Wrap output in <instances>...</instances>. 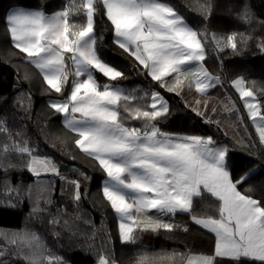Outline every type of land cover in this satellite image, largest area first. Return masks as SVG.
Wrapping results in <instances>:
<instances>
[{
	"label": "snow or ice",
	"instance_id": "obj_1",
	"mask_svg": "<svg viewBox=\"0 0 264 264\" xmlns=\"http://www.w3.org/2000/svg\"><path fill=\"white\" fill-rule=\"evenodd\" d=\"M214 7L212 0L200 6L203 28L192 26L171 0H64L53 11L41 0L35 7L13 3L2 17L4 35L18 50L15 55L22 56L46 85L49 110L59 117L75 147L104 174L102 195L118 220L121 245H139L140 234L146 232L187 234L192 223L206 241L199 252H140L136 264H264V87L248 81L252 68L243 53L252 37L209 31ZM237 19L251 25L254 15L245 6ZM99 21H104L102 32L97 30ZM258 47L264 54V39ZM109 48L132 61L146 87L123 85L126 66L109 56ZM229 51L230 67L222 59ZM209 58L219 61L215 75L206 67ZM260 74L264 76V67ZM225 83L243 101L258 144L227 91L223 111L229 118L235 114L234 125L243 127L244 135L230 144L197 127V118L219 127L220 120L211 118L217 108L212 105L209 112L210 99L186 96L208 97L210 90ZM161 90L175 94L183 110L195 114L181 117L178 131L165 130L173 105ZM17 99L23 107V93ZM28 99L30 111V95ZM0 137V169L5 175L19 168L36 178L28 221L47 212L41 204L52 203V182L42 181V175L70 184V198L79 206L84 198L81 180L90 179L86 171L74 169L77 178L67 180L55 158L40 154L39 143L34 146L23 132L10 131L6 118L0 119ZM13 158L19 163H10ZM5 188L9 197L33 200V185L10 186L5 181ZM197 202L201 214L194 213ZM177 215H188L189 221L176 223ZM60 222L48 221L53 226ZM55 235L59 240L61 234ZM74 237L69 235V245ZM107 237L115 243L111 232ZM0 238V264H72L64 255L51 254L44 238L27 226L0 232ZM85 250L96 257V264H119L114 249L105 252L90 245Z\"/></svg>",
	"mask_w": 264,
	"mask_h": 264
},
{
	"label": "trees",
	"instance_id": "obj_2",
	"mask_svg": "<svg viewBox=\"0 0 264 264\" xmlns=\"http://www.w3.org/2000/svg\"><path fill=\"white\" fill-rule=\"evenodd\" d=\"M40 2L41 0H0V119L6 118L9 130L23 132L25 138L30 139L34 146L38 142L40 154L54 157L60 165L62 175L67 180L77 178L74 169L86 171L90 179L88 181L81 180V193L84 198L77 206L70 198L73 192V187L70 184L52 175L41 176L42 181L50 180L52 182V188L54 189L50 196L52 203L41 204V207L46 208L47 212L39 217H34L32 221H28V214L36 198V178L26 169L21 171L19 168H10L7 175H5L3 169H0V232L20 230L27 226L44 238L48 247L52 250L51 254L64 255L66 259L72 261V264H96V257L85 250L90 245H94L97 249L102 248L105 252L114 249L119 264H136L137 253L145 251L152 254L159 253L161 250L169 253L173 250L181 253H186L189 250L192 252L203 250L206 241L201 238L200 229L194 223L190 224V231L187 234L181 231L169 236L163 231L159 234L146 232L140 234V244L137 246H122L119 242L116 223L112 219L114 214L110 206L106 204L102 190L96 180L103 178L104 174L91 158L83 155L75 147L69 138L70 134L62 127L59 117L48 108L47 99L49 94L44 90L46 85L43 84L42 78L38 76L31 65L23 61L22 56L15 55L18 50L10 44L8 38L4 35L2 17L13 3L25 7H35ZM45 2L49 5L48 10L53 11L58 9L64 0H45ZM171 2L186 16L192 26L203 28L201 24L203 14L200 11V6L205 4L207 0H171ZM212 2L215 7L211 14L209 31L215 30L225 34L236 31L252 37L246 51L243 53L248 58L252 68V74L248 76V81L255 80L258 88L264 87V76L260 74L261 68L264 67V54L261 53L258 47L261 39H264V0H230L228 2L232 3L229 4V9L226 8L227 3L223 0H212ZM245 6L254 15L253 27L257 28L258 26L253 31L247 28L248 24L237 19V16L233 18ZM222 7L224 8L222 9ZM217 11L222 12V14L215 15ZM230 15L232 16L230 17ZM98 23L99 28L97 30L104 31V21ZM105 43H110V40L106 39ZM108 54L116 57L122 66H126L127 79L122 82L124 86L129 88L147 86L144 76L138 75L137 71L133 70L132 61L121 56L117 48H109ZM222 59L226 66H231L229 62L233 57L230 51L224 53ZM206 67L213 74H216L219 61L209 58ZM26 75L29 79H25ZM99 79L101 83L106 82V78H103L102 74ZM226 89L228 90L227 93L234 95V92L228 88L227 83L224 86L225 91ZM161 91L173 105L172 116L169 118L170 123L165 130L178 131L182 123L181 117L186 114L195 116V114L190 113V110L189 113H186L183 110V101L175 94H166L164 90ZM22 93L24 95L23 107L20 106L17 99ZM29 95L31 98L30 111L28 110ZM55 96L56 94L53 93V98ZM260 99L264 103V97H260ZM242 115L245 123H247L248 120L244 112H242ZM197 121H199L197 127L202 133H215L230 144L233 143L234 140L225 135L215 123L204 125L202 118H197ZM193 122L195 121H188L187 123ZM252 138L255 140L253 135ZM53 143L56 144V147L52 146ZM234 150L238 153L248 154V150L240 147H235ZM10 163L18 164L19 161L13 158ZM5 181H8L10 186L20 185L21 183L25 187L33 185V200L29 201L26 196L21 200L14 194L11 197L5 195ZM85 192L86 195H84ZM65 212L66 215H64ZM194 213L201 214L200 202H197ZM54 218L60 219L59 225H49L48 221ZM65 220L68 221L67 225L64 224ZM184 221H189L188 215H177L174 218L176 223ZM56 232L61 234L59 240L55 235ZM108 232H111L115 241L114 244L108 241ZM72 233L75 234V237L73 243L69 245L68 238ZM0 244H3L2 238H0ZM61 245H63V249H61Z\"/></svg>",
	"mask_w": 264,
	"mask_h": 264
},
{
	"label": "rangeland",
	"instance_id": "obj_3",
	"mask_svg": "<svg viewBox=\"0 0 264 264\" xmlns=\"http://www.w3.org/2000/svg\"><path fill=\"white\" fill-rule=\"evenodd\" d=\"M223 1H225L226 3H227V5H226V8L227 9H229L230 7H229V4H231V3H229L228 1H230V0H223ZM224 7H222V9H223ZM238 9H241V8H238ZM222 14V12H220V11H217L216 13H215V15H221ZM224 14V13H223ZM232 15H230V17H231ZM236 16L237 15H235V16H233V18H236ZM245 25V24H244ZM243 25V26H244ZM254 26V23H251V25H249V26H247V28L249 29V30H251V31H253V30H255V29H257L258 28V26H257V28H255V27H253ZM210 31H215V30H210ZM259 31V30H258ZM261 33V32H260ZM215 75V74H214ZM249 83H251V82H249ZM258 85V84H257ZM233 92H234V90L233 89H231ZM226 91H228L227 89H226ZM225 90H224V87L223 88H220L219 86L216 88V89H214V90H210L209 91V94H208V97H194V96H192V95H188V96H186V98L187 99H189V100H193V99H195V98H200V99H210V106H209V112L211 111V106L212 105H215L216 106V108H217V114L216 115H212V120L213 121H216V120H220V124H219V127L222 129V131L228 136V137H230L231 139H233V140H238V139H240V137L242 136V135H244V132H243V127H241L240 129H237V127L234 125V121H235V119H236V116H235V114H233L232 116H231V118H229V116H228V114L227 113H225L224 111H223V105H222V103H221V101L224 99V96H225V92H226ZM228 95H231V94H229L228 93ZM232 96V98H233V100H235V102H236V105H237V107L240 109V114L242 115V112H244V114L246 115V117H247V112H246V110L244 109V107H243V101H241L240 100V98H239V95H238V93H235L234 92V95L232 94L231 95ZM243 116V115H242ZM247 123H245V121H244V124L245 125H247V128H248V134H250L251 136L253 135L254 136V138H255V140L257 141V143H259V140H258V136H257V134H256V132H255V128H254V126H252V124H251V121L247 118ZM252 132H253V134H252ZM57 162V161H56ZM91 162V161H90ZM58 163V162H57ZM92 163V162H91ZM47 175H51V174H47ZM42 176H44V175H42ZM103 178H104V176H103ZM103 178H101V179H96L97 180V183L99 184V186H100V188H101V190H102V184H103ZM112 219H114V222L116 223V228H117V232H118V220L116 219V217L113 215V217H112ZM117 237H118V235H117Z\"/></svg>",
	"mask_w": 264,
	"mask_h": 264
},
{
	"label": "bare ground",
	"instance_id": "obj_4",
	"mask_svg": "<svg viewBox=\"0 0 264 264\" xmlns=\"http://www.w3.org/2000/svg\"><path fill=\"white\" fill-rule=\"evenodd\" d=\"M30 133H31V132H30ZM30 133H29V134H30ZM110 223H112V222H110ZM111 226H112V225H111ZM111 226H110V227H111Z\"/></svg>",
	"mask_w": 264,
	"mask_h": 264
}]
</instances>
